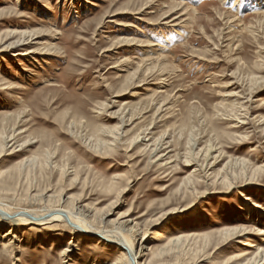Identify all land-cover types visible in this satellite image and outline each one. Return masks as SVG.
Returning <instances> with one entry per match:
<instances>
[{
	"label": "rangeland",
	"instance_id": "rangeland-1",
	"mask_svg": "<svg viewBox=\"0 0 264 264\" xmlns=\"http://www.w3.org/2000/svg\"><path fill=\"white\" fill-rule=\"evenodd\" d=\"M260 1L0 0V135L12 136L0 158V188L19 180L21 195L67 197L69 207L91 211L107 230L133 221L136 243L144 233L154 245L164 243L159 236L212 234L199 264L253 251L243 243L261 244L255 233L222 250L224 232L215 233L255 227L264 216V174L250 182L248 173H230L240 161L247 169L264 165V0L254 5ZM175 9L178 19L163 25L172 17H161ZM19 39L20 46L3 49ZM27 50L33 53L22 56ZM251 77L260 81L254 85ZM121 120V141L103 149L98 140H112ZM141 132L146 140L160 138L162 160L146 141L130 144ZM190 134L195 155L187 162ZM206 144L214 146L207 158ZM29 204L12 206L45 208ZM19 228V242L9 248L2 237L8 228L0 231V264L115 260L114 247L76 239L59 225ZM70 239L65 259L60 253ZM190 253L187 263H198L201 252Z\"/></svg>",
	"mask_w": 264,
	"mask_h": 264
},
{
	"label": "bare ground",
	"instance_id": "bare-ground-1",
	"mask_svg": "<svg viewBox=\"0 0 264 264\" xmlns=\"http://www.w3.org/2000/svg\"><path fill=\"white\" fill-rule=\"evenodd\" d=\"M257 1V0H256ZM220 2V1H219ZM263 0L260 2L255 3V6H259ZM238 4H235V6ZM251 6V5H250ZM234 8V7H233ZM147 7H144L141 11L137 12L136 14H141L146 10ZM261 10L262 8H254ZM264 9V8H263ZM178 9H175L173 11H168L164 13V15L161 17V20H167L171 18L173 15L176 14ZM236 12V11H235ZM182 15H180L181 17ZM139 18V17H138ZM178 19V17H172L168 22L163 23L169 24L172 22H175ZM164 22V21H163ZM162 22H159L158 24H161ZM175 24V23H174ZM178 26L177 25H172ZM14 34V33H13ZM24 32H21V35H24ZM21 39L9 43L6 45V47H3L4 50L13 49L14 46H20ZM33 53V51L27 50L26 53L22 54V56H28V54ZM149 71L148 69H145V73ZM135 78V75L133 76ZM166 79H160L159 83H157L160 87H163L165 85ZM260 81V78L257 77H251L250 82L255 85V83H258ZM160 108V107H159ZM158 108V109H159ZM157 109V110H158ZM133 116L131 115L129 121ZM244 119V118H243ZM128 121V120H127ZM236 121V120H235ZM262 122L259 120V123ZM258 123V122H257ZM125 124L124 120H121L118 123V127H116L113 131H111V139L112 140H98L99 144L102 146V148L111 149L116 147V144L119 143L122 139V128ZM244 124V122H242ZM261 124V123H260ZM245 125V124H244ZM264 125V124H262ZM264 130V129H263ZM142 133V132H141ZM146 133V132H145ZM14 135V134H12ZM0 158L2 155L6 152V141L9 139L11 141L12 136H4V134L0 135ZM124 136V135H123ZM146 136H142L141 134H136L132 137L130 144H135L139 142L146 141L145 148H148L150 150L153 158L156 157L157 160H162L163 155L158 156V151L162 147V142L160 138L157 139H147ZM187 147H186V156L185 159H187V162L195 155L193 148H195V143L193 142L194 139L192 138V134L189 135V138L187 140ZM30 139H26L19 145L20 147L24 146L26 143H29ZM17 143V142H16ZM207 145V144H206ZM214 149V146L211 144H208L205 147L204 150V157H208L209 152H212ZM216 152V151H215ZM206 157V158H207ZM192 160V159H191ZM33 161H38L37 159H30L27 161V163H33ZM206 161V160H205ZM45 163L47 164L48 161L45 160ZM25 163H23L24 167ZM204 165V164H203ZM239 167V169H235L236 171H239V174L231 169V176L233 175H244L248 173V179L246 181L255 180L257 177H260V175L264 174V165L258 166V167H251L249 172L247 171V166L243 161H240L239 164H236ZM235 165V166H236ZM232 168V167H231ZM201 169V168H200ZM227 175L223 176L224 182L228 181ZM235 179V178H233ZM251 182V181H250ZM19 183V180H9L4 184L3 187L0 188V231H2L4 228H8V230L2 235L3 238H6L7 241H5L4 247L9 248V246H15L17 242H19V237L17 236V230L21 229L20 226H29L33 227L37 232V230H45V228H53L56 226H60L61 228H65L68 230L69 233H71V236H75L76 239L79 238H92L91 243L94 245H101V247L105 246H111L114 247L116 250V256L114 262L110 264H188L187 259L189 256H191V251L193 254L200 253L202 256L201 258H197L196 261L199 264L201 262H205V253L204 250L208 248L211 242H209V237L212 234H201V235H189V234H178L177 236H159L156 241H161L164 243H161L159 245H154L151 243L150 238L147 236V234L144 233V235L141 238V241L139 243H136L135 239H133L132 233L137 228L136 223L133 221L129 222H123L119 223V226L115 230H107L103 227V225H106V223L103 222V220H99V223L97 222V217L92 213L91 211L84 210L83 207H75L71 208L69 207L66 202L68 200L67 197H63L62 199L55 200L54 194H49V192L40 195H32L29 194L27 196L21 195L17 192V185ZM248 183V182H247ZM22 184V183H20ZM246 210L248 212H251L250 205H248V198L243 199ZM42 202L45 205V208H43L41 211H34L31 209H14L12 204L15 203H26L27 205H30L29 203H36V202ZM260 205L257 204L254 206L255 209H260ZM12 210V211H11ZM96 214V213H95ZM264 215V214H263ZM263 221L255 222V227H248L246 225H239L238 227H235L232 230H229L225 232L224 229L219 230L215 234L219 235L224 232L223 238L221 240L222 244L220 245V250L223 249L224 246L229 245L235 241V239L241 238L240 236L245 234H253L255 233V236H257L258 239H260L261 244L254 245L252 243H243V246L247 248H254L253 251L247 252V251H240L239 253L236 252L232 257H229L228 259L223 260L220 264H264V227H259V224L264 225V216L262 218ZM124 223H130L133 225L130 227V229H126L127 226H121ZM258 223V224H256ZM101 225V227H98ZM258 226V227H256ZM257 228V229H256ZM39 232V231H38ZM64 232V230H63ZM214 234V235H215ZM59 234H57L58 236ZM162 235V234H161ZM73 242L71 239L68 241L67 246L63 247L61 254H64L65 259L69 258V255L66 253L69 251V247L73 246ZM199 254V255H200ZM94 260L90 261V264H93Z\"/></svg>",
	"mask_w": 264,
	"mask_h": 264
}]
</instances>
